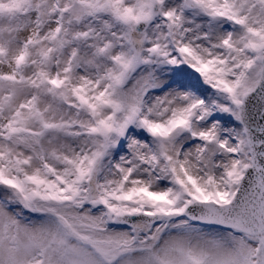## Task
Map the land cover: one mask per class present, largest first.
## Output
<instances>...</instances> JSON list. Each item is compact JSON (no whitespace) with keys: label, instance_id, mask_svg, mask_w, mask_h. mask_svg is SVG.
Instances as JSON below:
<instances>
[{"label":"snow or ice","instance_id":"obj_1","mask_svg":"<svg viewBox=\"0 0 264 264\" xmlns=\"http://www.w3.org/2000/svg\"><path fill=\"white\" fill-rule=\"evenodd\" d=\"M0 264H264V0H0Z\"/></svg>","mask_w":264,"mask_h":264}]
</instances>
